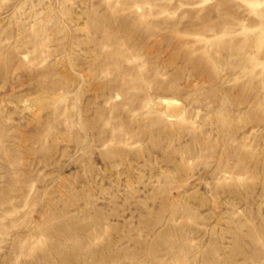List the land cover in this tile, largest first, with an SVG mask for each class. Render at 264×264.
<instances>
[{
	"label": "rangeland",
	"instance_id": "rangeland-1",
	"mask_svg": "<svg viewBox=\"0 0 264 264\" xmlns=\"http://www.w3.org/2000/svg\"><path fill=\"white\" fill-rule=\"evenodd\" d=\"M261 238L264 0H0V264H264Z\"/></svg>",
	"mask_w": 264,
	"mask_h": 264
},
{
	"label": "bare ground",
	"instance_id": "bare-ground-1",
	"mask_svg": "<svg viewBox=\"0 0 264 264\" xmlns=\"http://www.w3.org/2000/svg\"><path fill=\"white\" fill-rule=\"evenodd\" d=\"M34 73V72H33ZM36 73V72H35ZM34 76V74H32ZM167 102V101H166ZM170 101L168 100V104H171V103H175V102H172L171 100V103H169ZM172 105V104H171ZM43 109V108H42ZM257 229V228H256ZM253 230V229H252ZM258 232V231H257ZM251 234V233H250ZM262 239V238H261ZM263 240V239H262ZM264 241V240H263ZM261 248V247H260ZM264 249V248H263ZM262 251V250H261Z\"/></svg>",
	"mask_w": 264,
	"mask_h": 264
}]
</instances>
